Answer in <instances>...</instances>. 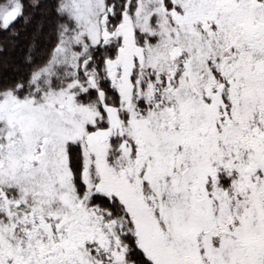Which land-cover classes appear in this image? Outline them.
<instances>
[{
	"label": "snow or ice",
	"instance_id": "1",
	"mask_svg": "<svg viewBox=\"0 0 264 264\" xmlns=\"http://www.w3.org/2000/svg\"><path fill=\"white\" fill-rule=\"evenodd\" d=\"M0 264H264V0H0Z\"/></svg>",
	"mask_w": 264,
	"mask_h": 264
}]
</instances>
